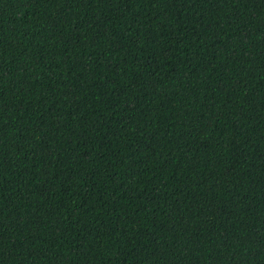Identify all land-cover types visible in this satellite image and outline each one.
Here are the masks:
<instances>
[{
	"label": "trees",
	"instance_id": "trees-1",
	"mask_svg": "<svg viewBox=\"0 0 264 264\" xmlns=\"http://www.w3.org/2000/svg\"><path fill=\"white\" fill-rule=\"evenodd\" d=\"M0 264H264V0H0Z\"/></svg>",
	"mask_w": 264,
	"mask_h": 264
}]
</instances>
